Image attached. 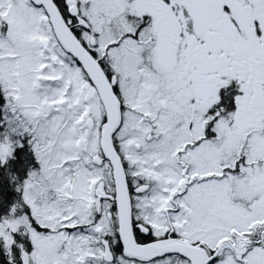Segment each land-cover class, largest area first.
Returning a JSON list of instances; mask_svg holds the SVG:
<instances>
[{
	"label": "snow or ice",
	"instance_id": "1",
	"mask_svg": "<svg viewBox=\"0 0 264 264\" xmlns=\"http://www.w3.org/2000/svg\"><path fill=\"white\" fill-rule=\"evenodd\" d=\"M0 264H264V0H0Z\"/></svg>",
	"mask_w": 264,
	"mask_h": 264
}]
</instances>
